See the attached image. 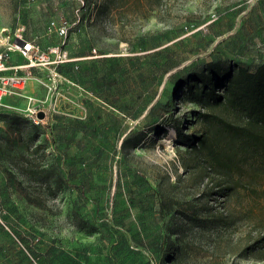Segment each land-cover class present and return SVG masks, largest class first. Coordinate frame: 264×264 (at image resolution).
<instances>
[{"label":"rangeland","instance_id":"1","mask_svg":"<svg viewBox=\"0 0 264 264\" xmlns=\"http://www.w3.org/2000/svg\"><path fill=\"white\" fill-rule=\"evenodd\" d=\"M78 8L81 21L65 46L69 60L24 68L28 84L0 110V264H264L253 257L260 251L240 255L264 233L243 211L250 199L231 200V223L211 221L224 210L221 199H197L203 187L189 176L199 164L188 145L171 126L150 130L161 116L144 120L182 72L212 60L249 68L264 63V0H0V53L17 35L40 51L57 45L49 21L74 22ZM161 31L172 36L163 46L130 51L141 34ZM158 49L176 65L150 93L126 83L127 114L116 107L114 85L103 95L110 104L80 83L81 62L97 60L99 76L108 73L115 82L127 58ZM30 62L18 52L9 61ZM68 63L74 64L64 68L69 75L61 73L58 66ZM88 85L95 88L92 80ZM30 98L46 113L39 123ZM201 111L174 99L159 114L178 120L189 138L201 134ZM134 131L145 141L123 150ZM186 162L193 165L186 169ZM179 248L172 263L169 252Z\"/></svg>","mask_w":264,"mask_h":264},{"label":"trees","instance_id":"2","mask_svg":"<svg viewBox=\"0 0 264 264\" xmlns=\"http://www.w3.org/2000/svg\"><path fill=\"white\" fill-rule=\"evenodd\" d=\"M113 17V16H112ZM172 36L166 31L145 33L139 36L138 42L131 46L130 51L154 50L169 42ZM120 61V60H119ZM97 60H88L78 64L84 72L80 76V83L90 88L93 93L110 102L109 96H103L107 89L114 85L117 89L116 107L123 113H128L129 104L125 102L127 96L126 83L150 93L155 89L159 80L166 73L174 69V57L165 49H158L146 56H131L127 58L124 67L120 68L115 82L108 79V73L99 76ZM74 67V64L59 65L58 70L69 75L64 68ZM180 79L172 84V91L168 89L163 98L149 108L144 117L156 118L160 121L151 131L171 126L180 135L181 140L188 145L190 153L198 165L184 163L189 169L193 165L190 177L198 179L203 189L197 197L204 200L214 195L220 198L223 211L214 217L210 216L211 207L201 201L204 210L211 221L229 224L234 211L231 200L238 203L241 199H250L243 206V211L254 219L256 225H264V63L249 68L245 65L227 64L222 60H212L202 67H196L188 72H182ZM88 75V76H87ZM95 79V80H94ZM94 81V87L88 81ZM96 89H100L99 92ZM220 89V92L217 91ZM152 95L149 94L147 107L150 106ZM174 99H183L198 105L202 111L198 113L201 134L186 138L182 136L181 125L178 120L170 122L159 111L169 109ZM162 107V108H161ZM142 111V110H141ZM143 112V111H142ZM139 117V113L132 116ZM155 121V122H156ZM145 134L134 131L122 141V149L136 148L145 141ZM68 177H70L68 175ZM173 201H171V204ZM191 210V208H187ZM189 220L196 221L194 213L187 214ZM140 241V240H139ZM182 250L173 249L169 252L172 263ZM257 251L259 253L253 254ZM264 233L251 239L246 248L240 252L244 258L253 257L264 259Z\"/></svg>","mask_w":264,"mask_h":264},{"label":"built area","instance_id":"3","mask_svg":"<svg viewBox=\"0 0 264 264\" xmlns=\"http://www.w3.org/2000/svg\"><path fill=\"white\" fill-rule=\"evenodd\" d=\"M81 9L76 10L75 20L71 22L67 18L50 20L47 25L48 34H57L60 38V42L44 51H40L33 42L25 40L22 35H17L14 44L9 46L7 50L0 53V110L5 107V99L8 96L20 94L28 84L30 79V73L23 71L24 68H31L39 65H52L66 62L69 60L68 52L65 50V46L68 43L70 29L81 21ZM21 40L22 43L17 42ZM18 52L23 56L31 58V62L27 66H12L9 61L12 53ZM35 55L36 62L31 57ZM30 103L33 104L29 108L32 115H35V122L39 123L38 114L41 111L42 104H37L30 98ZM46 114V113H45Z\"/></svg>","mask_w":264,"mask_h":264},{"label":"water","instance_id":"4","mask_svg":"<svg viewBox=\"0 0 264 264\" xmlns=\"http://www.w3.org/2000/svg\"><path fill=\"white\" fill-rule=\"evenodd\" d=\"M17 42L22 43L21 40H17ZM38 117H39L40 119H44V118L46 117L45 112H40V113L38 114Z\"/></svg>","mask_w":264,"mask_h":264}]
</instances>
